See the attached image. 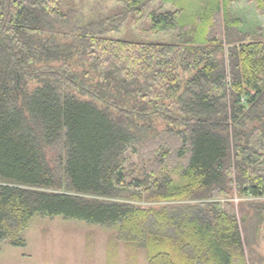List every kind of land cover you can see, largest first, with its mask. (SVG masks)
I'll return each instance as SVG.
<instances>
[{
	"label": "trees",
	"instance_id": "16d2710c",
	"mask_svg": "<svg viewBox=\"0 0 264 264\" xmlns=\"http://www.w3.org/2000/svg\"><path fill=\"white\" fill-rule=\"evenodd\" d=\"M111 1L88 17L72 0H0V241L24 246L35 216H62L119 227L149 264H246L264 225V23L241 29L243 0L188 23ZM144 19L173 40L112 35Z\"/></svg>",
	"mask_w": 264,
	"mask_h": 264
},
{
	"label": "rangeland",
	"instance_id": "374dc122",
	"mask_svg": "<svg viewBox=\"0 0 264 264\" xmlns=\"http://www.w3.org/2000/svg\"><path fill=\"white\" fill-rule=\"evenodd\" d=\"M83 9L88 17L94 14L109 15L115 9L111 0L101 3L96 0H72ZM216 0H156L153 9L163 6V10L183 8V23L195 19L207 4ZM96 9V11H93ZM98 9V10H97ZM231 12L242 20L241 29L254 32L263 25L264 17L256 5L247 0L231 6ZM172 31H159L152 28L148 19L127 22L115 37L145 39L170 42ZM58 146L54 154H60ZM53 152H50L52 155ZM138 161L137 156L134 157ZM173 176L177 179V173ZM240 209L239 198L234 199ZM241 213H239L240 215ZM260 230V239L256 245L257 254L246 250V264H264V225ZM24 246L12 245L7 240L0 241V264H149L147 250L137 241H126L121 238L119 227H104L78 219H66L62 216H35L23 232Z\"/></svg>",
	"mask_w": 264,
	"mask_h": 264
}]
</instances>
